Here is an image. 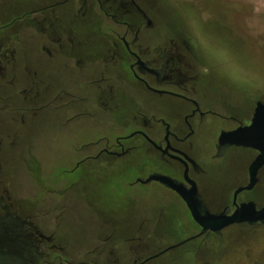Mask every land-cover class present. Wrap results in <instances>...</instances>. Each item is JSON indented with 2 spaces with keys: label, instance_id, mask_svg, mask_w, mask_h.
Listing matches in <instances>:
<instances>
[{
  "label": "flooded vegetation",
  "instance_id": "af4514ba",
  "mask_svg": "<svg viewBox=\"0 0 264 264\" xmlns=\"http://www.w3.org/2000/svg\"><path fill=\"white\" fill-rule=\"evenodd\" d=\"M5 12L0 264H150L188 239L199 242L195 253L208 240L230 241L264 228L263 218L190 239L201 227L184 201L168 185L145 182L152 175L167 177L193 193L202 216H228L241 205L262 210L264 163L254 175L250 171L260 151L219 138L250 126L258 104L264 118V88L245 108L210 99L200 58L189 42L156 31L160 16L150 0H18ZM152 97L167 103H152ZM261 130L264 150V123ZM51 143L77 157L65 165L67 173L80 169L74 178L55 184L53 169L47 174L46 167L54 165L34 152ZM132 172L135 182L162 189L163 207L152 229H146L147 210L144 215L136 210L142 196L122 191V208L110 196L97 207V195L90 196L89 181L95 190L102 176H111L105 182L119 189L122 174ZM72 193L80 199V212ZM184 215L194 228L185 225ZM60 218L84 225L81 241L74 242L94 247L92 259L93 251L67 254L73 238L59 233ZM165 222L167 229L157 228ZM159 231L165 234H151ZM184 231L192 234L179 237ZM120 247H127L128 256Z\"/></svg>",
  "mask_w": 264,
  "mask_h": 264
},
{
  "label": "rangeland",
  "instance_id": "374dc122",
  "mask_svg": "<svg viewBox=\"0 0 264 264\" xmlns=\"http://www.w3.org/2000/svg\"><path fill=\"white\" fill-rule=\"evenodd\" d=\"M17 1L0 0L1 20L7 15L5 12L7 5ZM151 1L156 6L160 16L156 31H166L170 36L189 42L196 56L200 58L199 72L202 74V84L207 86L206 91L210 99H220L227 101L233 107L245 108L257 98L258 91L264 88V0ZM205 46L217 53L222 54L226 51L230 54L228 59L231 61L232 69L239 76L237 83L226 79L224 72L219 67L208 65L207 60L202 55V49ZM151 101L152 103L158 101L162 104L167 103L165 98L152 97ZM132 129L133 126H130L124 128L123 132ZM71 153L70 150L53 143L47 145V148L41 144L34 152L37 157L45 160V164L54 165L46 167V169L47 174L50 169H53L49 175L52 176L55 184H59L67 178H74L79 173L80 169L75 170L74 173H67L65 170L69 167L65 165L73 163L77 159ZM100 174L108 175V172L104 173L103 171ZM221 174H226V169ZM136 176L138 175L133 172L122 174L121 180L123 182L119 189L113 188L108 181L105 182L107 177L111 178V176H102L103 181H101L99 189L93 190V187H90L93 183L89 181V193L90 196L97 195L94 201L97 207L100 199L102 201L105 197L110 196L113 197L115 204L122 208L124 204L122 191L138 198L142 196L141 200L137 198L136 210L143 215L145 214L144 211L147 210L145 217L149 223L146 225V229H152L155 227L153 220L163 207L162 189L153 182L148 184L137 183L134 181ZM73 207L76 208V211L81 209L80 199L75 196V193L73 194ZM178 210L182 212L181 208ZM121 211L123 210L121 209ZM123 216V213H120L119 218ZM64 217L62 216V218ZM184 220L185 225L194 228L186 216ZM73 222L74 224H66L61 218L57 222L61 228L59 233L62 232L61 235L66 233L67 236L69 234L70 240L73 238L67 248V254L76 256L82 251H93L94 253L88 256L92 259L91 256L97 254V250L92 246L74 242L76 237L79 239L77 242L81 241L82 234L85 233L86 229L83 224ZM162 227L163 230L167 229V223L165 222L164 226L162 223L157 225L160 230ZM184 232L186 233H178V236L185 238L192 234V231ZM242 233V236L240 235L239 238L230 241L208 240L199 245V249L195 253H193V248L197 247L199 242L188 241L155 257L150 261V264H264V228L245 230ZM151 234L153 237H160L165 233L159 231L157 233L151 232ZM163 242L167 243L168 240ZM120 250L126 253L125 256H128L127 247H120ZM125 263L126 261L122 260L120 264Z\"/></svg>",
  "mask_w": 264,
  "mask_h": 264
},
{
  "label": "water",
  "instance_id": "95a60500",
  "mask_svg": "<svg viewBox=\"0 0 264 264\" xmlns=\"http://www.w3.org/2000/svg\"><path fill=\"white\" fill-rule=\"evenodd\" d=\"M261 107L262 105H257L250 126L232 133H222L219 138L220 142H227L229 144L249 147L260 151V155L251 165L250 171H252V175H254L256 169L264 163V150L262 148L261 140L258 139L259 136H262L261 129L264 123ZM150 181H157L161 184L168 185L184 201L193 221L201 227V232L190 239L199 237L207 231L218 232L229 225L245 222L254 223L259 220L262 221L264 218V208L260 211H255L252 205H241L240 207H237L231 215L228 216H202L197 209V204L192 192L181 189L180 187L175 185L172 180L161 175H152L148 179H146L145 182ZM252 182L253 180H251V184ZM188 240H185L173 246L172 248H176L184 244Z\"/></svg>",
  "mask_w": 264,
  "mask_h": 264
},
{
  "label": "clouds",
  "instance_id": "9594fccd",
  "mask_svg": "<svg viewBox=\"0 0 264 264\" xmlns=\"http://www.w3.org/2000/svg\"><path fill=\"white\" fill-rule=\"evenodd\" d=\"M202 55L207 60L209 66L219 67L225 74V78L229 79L233 83H237L239 80L238 73L234 72L231 66V61L228 59L229 53H217L208 46L202 49ZM207 70V69H206Z\"/></svg>",
  "mask_w": 264,
  "mask_h": 264
}]
</instances>
